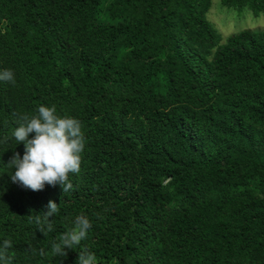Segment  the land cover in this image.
Returning <instances> with one entry per match:
<instances>
[{
    "label": "trees",
    "instance_id": "trees-1",
    "mask_svg": "<svg viewBox=\"0 0 264 264\" xmlns=\"http://www.w3.org/2000/svg\"><path fill=\"white\" fill-rule=\"evenodd\" d=\"M212 4L0 0V71L15 78L0 81V243L13 264H76L83 247L98 264H264V31L223 43ZM222 5L264 13V0ZM40 105L81 123L66 193L9 178L24 153L12 131ZM50 200L41 234L28 217ZM78 215L87 238L54 255Z\"/></svg>",
    "mask_w": 264,
    "mask_h": 264
},
{
    "label": "clouds",
    "instance_id": "clouds-1",
    "mask_svg": "<svg viewBox=\"0 0 264 264\" xmlns=\"http://www.w3.org/2000/svg\"><path fill=\"white\" fill-rule=\"evenodd\" d=\"M0 81L14 84L13 71H0ZM29 134H34L31 139ZM11 136L16 143H23L24 146L23 156L14 153L7 164L8 168L14 169L9 177L13 183L33 192L42 191L46 184L53 187L60 185L63 193L73 189L69 175L79 174L85 149V137L79 120L68 115H58L55 105H40L35 114L20 117V122ZM7 140L8 137H5L0 143ZM46 209L41 214L28 217L30 222L37 225L41 234L54 230L50 218L59 211L58 205L51 200ZM91 227L87 216L78 215L73 227L61 234L58 242H52V253L66 257L65 250L80 246ZM12 247L11 239H4L0 243V264H13L15 254L9 252ZM29 250L35 251L31 246ZM40 254H44L43 250ZM76 264H98L96 254L83 247L77 255Z\"/></svg>",
    "mask_w": 264,
    "mask_h": 264
},
{
    "label": "rangeland",
    "instance_id": "rangeland-1",
    "mask_svg": "<svg viewBox=\"0 0 264 264\" xmlns=\"http://www.w3.org/2000/svg\"><path fill=\"white\" fill-rule=\"evenodd\" d=\"M208 18L222 36V42L244 30L264 31V13L256 16L249 9L239 11L222 5V0H213Z\"/></svg>",
    "mask_w": 264,
    "mask_h": 264
}]
</instances>
